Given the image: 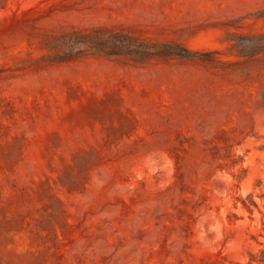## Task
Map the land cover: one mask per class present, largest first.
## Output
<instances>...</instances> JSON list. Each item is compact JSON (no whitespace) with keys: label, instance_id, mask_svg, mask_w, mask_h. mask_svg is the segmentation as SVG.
Instances as JSON below:
<instances>
[{"label":"rangeland","instance_id":"rangeland-1","mask_svg":"<svg viewBox=\"0 0 264 264\" xmlns=\"http://www.w3.org/2000/svg\"><path fill=\"white\" fill-rule=\"evenodd\" d=\"M0 264H264V0H0Z\"/></svg>","mask_w":264,"mask_h":264},{"label":"trees","instance_id":"trees-1","mask_svg":"<svg viewBox=\"0 0 264 264\" xmlns=\"http://www.w3.org/2000/svg\"><path fill=\"white\" fill-rule=\"evenodd\" d=\"M67 45H70V52L73 54H81L88 49L95 52L113 54V55H129L135 60H141L153 55L159 54H176L179 56H190L192 53L187 49H182L180 53L171 51H158L153 46L145 44L147 42L139 41L121 30L111 31L106 36H100L99 31L91 33H75L68 37ZM170 46V44H165Z\"/></svg>","mask_w":264,"mask_h":264}]
</instances>
